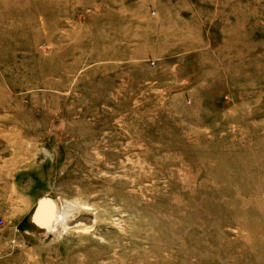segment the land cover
I'll list each match as a JSON object with an SVG mask.
<instances>
[{"label": "rangeland", "instance_id": "obj_1", "mask_svg": "<svg viewBox=\"0 0 264 264\" xmlns=\"http://www.w3.org/2000/svg\"><path fill=\"white\" fill-rule=\"evenodd\" d=\"M0 264H264V0H0Z\"/></svg>", "mask_w": 264, "mask_h": 264}, {"label": "bare ground", "instance_id": "obj_2", "mask_svg": "<svg viewBox=\"0 0 264 264\" xmlns=\"http://www.w3.org/2000/svg\"><path fill=\"white\" fill-rule=\"evenodd\" d=\"M42 206H44V202L42 201V203L39 205V207H38V210H37V214L35 215V219L37 220V221H39V215H40V212H41V210H42ZM40 222V221H39ZM46 224V223H45Z\"/></svg>", "mask_w": 264, "mask_h": 264}]
</instances>
